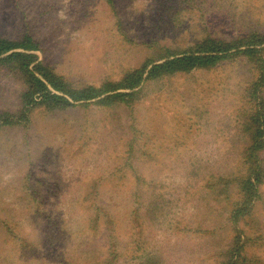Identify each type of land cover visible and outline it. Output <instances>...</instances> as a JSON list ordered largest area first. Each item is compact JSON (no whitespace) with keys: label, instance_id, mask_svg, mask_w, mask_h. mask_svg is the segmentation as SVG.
I'll return each mask as SVG.
<instances>
[{"label":"rangeland","instance_id":"374dc122","mask_svg":"<svg viewBox=\"0 0 264 264\" xmlns=\"http://www.w3.org/2000/svg\"><path fill=\"white\" fill-rule=\"evenodd\" d=\"M253 33L264 36V0H0V37H31L27 53L77 88L149 62L118 90L131 92L124 101L52 112L22 103V75L0 64V264H220L235 235L228 213L247 193L264 41L253 59L146 71L206 38ZM256 156L264 175V147ZM261 176L237 224L245 264H264Z\"/></svg>","mask_w":264,"mask_h":264},{"label":"trees","instance_id":"16d2710c","mask_svg":"<svg viewBox=\"0 0 264 264\" xmlns=\"http://www.w3.org/2000/svg\"><path fill=\"white\" fill-rule=\"evenodd\" d=\"M246 38L240 42L230 43L206 38L188 50L172 53L160 58L163 61L153 64L146 71L147 75L157 76L179 72L187 73L192 70L213 67L218 63V60L233 54H246L250 59H253L258 52L256 45L264 41V36L253 33L250 36H246ZM36 49L37 45L29 36H23V38L16 41L0 37V64L9 65L11 69L16 70L22 75L25 85L21 93L22 103H31L34 108L41 106L49 112L70 108L75 106L77 102H86L92 99H97L96 103L103 106H110L115 100L124 101L125 97L132 96L131 92H118V90H132L136 87L146 67L149 65L148 61H144L140 68L129 73L126 77L124 76L116 84L107 82L98 87L89 85L77 88L54 73L50 67L38 61L34 54L27 53V51H34ZM129 78L131 81H128ZM252 99H248V103L250 104L248 115L249 119L256 124L254 127L255 135L253 136V143L246 149L247 152L243 160L246 172L244 178L240 181L241 189L247 193L244 196L245 198H240L241 200L228 213V218L234 225L235 235L231 237L230 243H228L222 256L224 260L220 264L246 263L244 243L240 242L242 233L244 234L245 231L238 227L237 224L243 217L250 216L247 214V206L252 197L257 195V185L262 183L260 175L264 178L260 168L257 165L255 167L253 164V162L258 161L256 154L264 147L263 122L260 121L261 117H264V110L257 109L258 106L263 108L262 103L264 102L262 97H252ZM260 112L263 113L262 116ZM244 123L243 121L240 124ZM244 199H248L246 206H243L242 203Z\"/></svg>","mask_w":264,"mask_h":264}]
</instances>
